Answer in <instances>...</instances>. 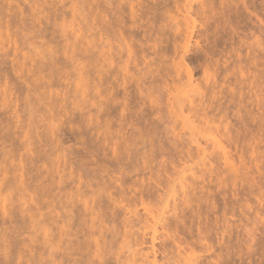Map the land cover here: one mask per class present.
Wrapping results in <instances>:
<instances>
[{
  "label": "rangeland",
  "instance_id": "rangeland-1",
  "mask_svg": "<svg viewBox=\"0 0 264 264\" xmlns=\"http://www.w3.org/2000/svg\"><path fill=\"white\" fill-rule=\"evenodd\" d=\"M0 25V264H264V0H0Z\"/></svg>",
  "mask_w": 264,
  "mask_h": 264
},
{
  "label": "bare ground",
  "instance_id": "bare-ground-1",
  "mask_svg": "<svg viewBox=\"0 0 264 264\" xmlns=\"http://www.w3.org/2000/svg\"><path fill=\"white\" fill-rule=\"evenodd\" d=\"M1 26V25H0ZM85 80V79H84ZM84 82V81H83ZM81 83V82H80ZM85 83V82H84ZM81 85V84H80ZM86 85V84H85ZM81 89H84V87L82 88L81 87ZM84 92H86V90H84ZM175 101H177V100H175ZM174 104H176L175 102H174ZM173 104V105H174ZM172 105V106H173ZM185 102L184 101H178L177 102V104H176V107H177V110H178V113H179V116L183 119V120H185V124L187 125V127H189L190 128V130L192 131V133L193 134H195L196 133V126H195V124L193 123V122H190V120H189V118H187V117H185ZM175 107V108H176ZM172 109H173V107H172ZM177 112H175V114H176ZM175 116H177V115H175ZM178 117V116H177ZM184 124V123H183ZM53 128H51V130H52ZM199 133V132H198ZM194 137V136H193ZM196 137H197V135H196ZM194 139V138H193ZM194 140H197V139H194ZM195 143L196 144H199V142H198V140L197 141H195ZM23 182V185H24V181H22ZM22 184V183H21ZM26 187V186H25ZM23 188V187H22ZM21 188V189H22ZM26 189V188H25ZM24 189V190H25ZM29 191V190H28ZM25 192V191H24ZM26 193V192H25ZM25 195H27V194H25ZM25 195H23L24 197H25ZM2 198H0V200H2L3 201V196H1ZM1 202V201H0ZM2 204V203H1ZM142 245V244H141Z\"/></svg>",
  "mask_w": 264,
  "mask_h": 264
}]
</instances>
